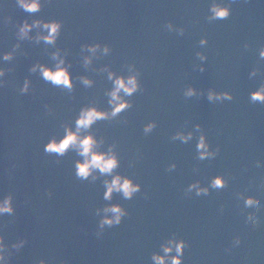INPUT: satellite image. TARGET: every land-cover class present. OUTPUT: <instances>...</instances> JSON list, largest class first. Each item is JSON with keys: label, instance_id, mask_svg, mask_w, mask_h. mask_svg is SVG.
I'll use <instances>...</instances> for the list:
<instances>
[{"label": "water", "instance_id": "water-1", "mask_svg": "<svg viewBox=\"0 0 264 264\" xmlns=\"http://www.w3.org/2000/svg\"><path fill=\"white\" fill-rule=\"evenodd\" d=\"M212 2L41 0L38 12L27 13L16 0H0V54L12 53V59H0V198L10 194L14 209L0 215L8 264L41 259L46 264H152L151 253L160 252V244L173 234L187 245L182 264H264V104L249 100L264 83L259 57L264 0H216L231 12L209 21ZM25 19L60 20V35L54 44L21 40L17 25ZM36 33L33 28L30 35ZM95 43L108 45L109 52L81 51L82 44ZM57 50L70 64L71 92L29 71L37 63L54 67L51 54ZM197 52L206 60L200 61ZM88 55L92 59L85 67ZM105 66L124 76L131 66L142 88L125 97L131 108L90 129L104 139L100 150L115 144L119 167L114 173L140 185L131 199L113 192L105 200L103 180L111 177L98 172L95 180L77 179L74 165L82 157L75 150L63 156L44 151L51 137L63 136L65 125L74 128L82 106L110 108L105 92L113 85L108 72L101 71ZM254 68L257 74L249 77ZM79 76L93 83L85 86ZM25 78L29 89L21 93ZM188 86L203 94L185 97ZM208 89L228 92L232 99L210 102ZM149 121L156 127L145 134ZM177 131H192L193 137L186 143L172 139ZM200 132L211 150L219 148L215 157L197 159ZM171 164L175 168L169 170ZM215 176L223 177V188L210 187ZM196 181L208 187L207 194L186 192ZM246 196L259 201L254 229L245 222L252 211L244 206ZM109 204L121 205L128 214L119 225L101 229L102 209ZM20 240L23 246L12 249Z\"/></svg>", "mask_w": 264, "mask_h": 264}, {"label": "clouds", "instance_id": "clouds-1", "mask_svg": "<svg viewBox=\"0 0 264 264\" xmlns=\"http://www.w3.org/2000/svg\"><path fill=\"white\" fill-rule=\"evenodd\" d=\"M17 6L23 9L27 13L38 12L41 8V0H16ZM209 15L207 19L209 21L217 19H225L230 15L231 8L228 4L218 3L213 0L209 4ZM165 27L171 31L173 30V25L167 23ZM37 29L36 35L33 37L30 35L31 30ZM62 28V22L57 19L43 21L40 19H33L31 23L27 19L21 21L17 25V37L21 40L24 39H34L37 43L41 40L47 44H54L57 37L60 35ZM178 35H183L182 28H176ZM200 44H206V40L201 38ZM14 47H18L15 45ZM87 50L90 54L95 55L97 49H100L104 54L109 52L108 45H104L101 48L99 43L95 44H82L81 51ZM67 52L65 51V55ZM53 60H55L54 67H48L44 64H33L29 71L36 72L39 71L41 77L47 81L51 82L54 86L62 87L67 89L69 92L73 89V77L69 72L70 64L65 63V59L60 55L59 50L53 52ZM92 55L84 56L83 63L87 67L91 63ZM196 56L200 61H205L206 56L202 53L197 52ZM259 57L264 59V47L259 49ZM0 59L10 60L12 59L11 52H4L0 54ZM201 72L204 71V66L201 64L199 66ZM101 71L108 72V79L112 81V88L105 92L108 96L107 103L110 108L107 110L98 108L95 104H89L82 106L79 109L78 114L74 120V128L68 125L64 126V134L59 139L55 136L51 137L47 143L44 145V151L47 153H55L57 156H63L69 149L75 150L77 154L82 157L81 160L75 162V175L77 179L88 180L91 177L92 180L97 179L96 173L98 172L102 176L111 177L110 179H104V199L111 200L113 192L121 193L123 198L131 199L133 195L140 191V185L134 183L130 177L122 176L118 173H114V170L119 167V157L115 151V144H109L106 151L100 150V145L104 143L103 137L97 139L92 131H90L91 126L99 120H112L123 110L131 108L132 102L125 99V97L132 96L133 93L137 91H142L139 79L138 71H134L131 66H129V75H116L112 71H108L107 67L101 69ZM257 74V69H252L249 72V77L255 76ZM4 69L0 68V77H3ZM85 86H91L93 81L86 76L77 77ZM4 84L3 80L0 79V87ZM29 81L25 78L23 84L20 87L21 93L28 92ZM203 93H198L196 89L192 86H188L184 89L183 95L185 97H191L193 95H199ZM208 101H223L231 100L232 96L228 92H216L214 89H208L206 92ZM249 100L252 103L259 102L264 104V83H261L255 90L249 93ZM47 107V106H46ZM156 127L154 121H149L143 126V132L147 134L153 128ZM194 128L199 131L200 125H194ZM193 137V132H183L177 131L173 134L172 139H179L181 142H187ZM197 159L204 160L205 158H213L219 152L217 147L215 150H211L209 144L207 143L206 136L203 132H200L197 142ZM257 166H259V161H257ZM175 164L169 165V170L174 169ZM225 180L222 176H215L209 182L210 187L214 189H221L225 186ZM264 188V186H261ZM195 189L196 195L207 194L208 187H200L199 182H193L189 184L186 188V192H192ZM244 206L246 208H252V211L246 216V223H249L250 228H256L259 221L253 219L258 207L259 201L254 196L243 197ZM12 197L11 195H5L0 198V215L4 213L11 214L14 209L12 207ZM221 208H223L221 206ZM101 210L98 209L99 213ZM102 212L104 215L99 221V227L103 229L105 226L112 227L113 225H119L122 217L126 216L127 211L119 204H109L106 205ZM235 245L241 243L240 237H234ZM24 244L23 240H20L11 245L12 249L19 250ZM186 242L177 239L173 234L167 240L160 244V252L151 253L152 264H182L183 250L186 247ZM8 246L5 245L3 237L0 236V264H8V258L5 255ZM174 253V254H173ZM38 264H46V262L41 259ZM63 264V262H62Z\"/></svg>", "mask_w": 264, "mask_h": 264}]
</instances>
